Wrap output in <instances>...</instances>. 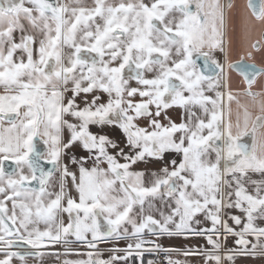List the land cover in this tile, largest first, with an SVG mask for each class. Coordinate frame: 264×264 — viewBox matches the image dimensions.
<instances>
[{"label":"snow or ice","instance_id":"1","mask_svg":"<svg viewBox=\"0 0 264 264\" xmlns=\"http://www.w3.org/2000/svg\"><path fill=\"white\" fill-rule=\"evenodd\" d=\"M233 7L0 0V264L56 245L86 256L64 264H144L170 251L160 238L188 236L211 245L184 253L206 264L264 257V66L227 59ZM247 7L264 25V0ZM217 53L259 108L235 123Z\"/></svg>","mask_w":264,"mask_h":264},{"label":"crops","instance_id":"2","mask_svg":"<svg viewBox=\"0 0 264 264\" xmlns=\"http://www.w3.org/2000/svg\"><path fill=\"white\" fill-rule=\"evenodd\" d=\"M222 2L227 3L228 0H222ZM234 7L232 10V18H233V28L234 30L229 33L231 37V51L230 55L227 58L232 63H236L241 60V57L244 58V61L252 64L255 63L257 65L264 66V48L260 51H256L252 49L251 44L253 41L259 39L264 42V25H260L254 21L249 22L250 17V9H248L247 4L248 0H232ZM254 2L258 3L259 0H254ZM249 53H251V57H249ZM216 58L219 60L221 64H225L224 70V79L221 82L220 91L225 93L224 96V110H225V119L227 118L228 108H231L232 112V121L235 123L237 118V113L241 114V119L243 115V107L248 106L251 111L254 113L259 111L258 106L255 105V102L252 100L250 96H248L244 89L246 85L243 83L242 77L235 71L229 70L226 67V57L224 54L217 53ZM230 76V79H229ZM231 90L234 99L232 101H228L227 93ZM3 88L0 87V94H3ZM254 92H261L262 89L259 85L253 86ZM174 118L179 122L180 118V110H176L173 113ZM7 126V125H5ZM66 219V217H65ZM252 243L256 242L255 237L248 238ZM264 241V238H261ZM163 246L164 249H168L170 251H165L167 253V257L170 261L173 260V264H177L179 260H184L185 257L189 258V256H198L199 261L203 264H206L205 258L202 255L198 254H190L185 255L186 251L196 252L199 249L203 248H211V245L206 243L205 238L196 237V236H188V237H176V238H167L163 237L156 241ZM82 249L80 253H85L88 251L86 246L81 245ZM125 248L126 242L120 241L117 244H106L101 243L99 245V249L102 250L103 255L102 258L107 260L112 254L109 250L113 247ZM228 247H235L232 243V239L229 238ZM251 247V244L249 245ZM59 246L50 247V252H58ZM73 250L75 251V245H72ZM153 251V250H151ZM150 252V251H149ZM151 254V253H150ZM118 255H123V253H118ZM152 258V254L150 255ZM150 258V260H151ZM138 261V259H137ZM149 261V259H148ZM140 264V260L138 261ZM131 264V259L129 261ZM208 264H212V262H208ZM225 264H229V262L225 261ZM234 264H264V257H251L245 255H237L234 257Z\"/></svg>","mask_w":264,"mask_h":264},{"label":"rangeland","instance_id":"3","mask_svg":"<svg viewBox=\"0 0 264 264\" xmlns=\"http://www.w3.org/2000/svg\"><path fill=\"white\" fill-rule=\"evenodd\" d=\"M144 255H151V254L149 251H145ZM80 258H86V256H77L75 254H69L68 256H66L64 258H63V256L61 258V256L58 253L52 252V253L45 254L42 258L36 259L35 264H64L63 260H75V259H80ZM138 261H139V259H138ZM147 262H148V260H147ZM147 262H146V264H147ZM172 262H173V260H172ZM178 264H203V263L201 261H199L198 256H189V258L185 257L184 260H182V259L179 260Z\"/></svg>","mask_w":264,"mask_h":264},{"label":"built area","instance_id":"4","mask_svg":"<svg viewBox=\"0 0 264 264\" xmlns=\"http://www.w3.org/2000/svg\"><path fill=\"white\" fill-rule=\"evenodd\" d=\"M152 254L151 261H153V264H169V259L167 257V253L162 250H153L150 251Z\"/></svg>","mask_w":264,"mask_h":264},{"label":"flooded vegetation","instance_id":"5","mask_svg":"<svg viewBox=\"0 0 264 264\" xmlns=\"http://www.w3.org/2000/svg\"><path fill=\"white\" fill-rule=\"evenodd\" d=\"M59 246V250H58V254L61 256V258H62V256H63V258L64 257H66V256H68V255H65L64 253H65V248H64V246L63 245H58ZM81 249H82V246L81 245H79V244H76L75 245V251L74 252H80L81 251ZM50 252V247L46 250V252H45V254H48ZM37 258H34V259H30L29 260V264H35L36 263V260ZM64 261V260H63Z\"/></svg>","mask_w":264,"mask_h":264},{"label":"trees","instance_id":"6","mask_svg":"<svg viewBox=\"0 0 264 264\" xmlns=\"http://www.w3.org/2000/svg\"><path fill=\"white\" fill-rule=\"evenodd\" d=\"M150 255H144V264H146L147 260L150 259ZM131 264H133V261L131 260ZM134 264H139L137 260L134 261Z\"/></svg>","mask_w":264,"mask_h":264},{"label":"water","instance_id":"7","mask_svg":"<svg viewBox=\"0 0 264 264\" xmlns=\"http://www.w3.org/2000/svg\"><path fill=\"white\" fill-rule=\"evenodd\" d=\"M247 142L251 143V140H249L248 138H245Z\"/></svg>","mask_w":264,"mask_h":264}]
</instances>
